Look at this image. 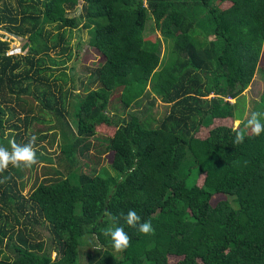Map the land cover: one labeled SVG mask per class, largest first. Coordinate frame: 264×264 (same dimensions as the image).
I'll use <instances>...</instances> for the list:
<instances>
[{
  "label": "trees",
  "instance_id": "1",
  "mask_svg": "<svg viewBox=\"0 0 264 264\" xmlns=\"http://www.w3.org/2000/svg\"><path fill=\"white\" fill-rule=\"evenodd\" d=\"M150 19L164 57L159 39L143 35ZM78 27L102 61L83 93L72 94L44 57L62 63L49 51L68 54L65 29ZM0 28L25 39L7 52L0 38V146L11 150L12 136L18 145L45 137L52 125L34 111L52 112L64 129V171L48 167L53 176L26 197L22 167L0 172V251H11L0 264H264V132L219 122L241 118L228 99L264 57V0H0ZM149 94L167 106L156 122L127 110ZM100 124L111 134L96 136ZM4 127L16 132L3 138ZM237 131L243 143H234ZM91 148L97 161L111 153L109 169L79 161ZM130 210L154 232L128 226ZM27 222L45 225L49 242H29ZM118 226L130 237L123 251L103 234Z\"/></svg>",
  "mask_w": 264,
  "mask_h": 264
},
{
  "label": "rangeland",
  "instance_id": "2",
  "mask_svg": "<svg viewBox=\"0 0 264 264\" xmlns=\"http://www.w3.org/2000/svg\"><path fill=\"white\" fill-rule=\"evenodd\" d=\"M10 4L15 5V0H8ZM221 7L224 6V4H219ZM79 9H74L73 13H78ZM45 28L48 26L45 25ZM144 36H152L154 35L159 39V49L158 53L160 57H164L166 54V43L163 41L160 32L154 27V24L152 23L151 19L146 23L145 30L143 33ZM65 36L68 39L67 41V47L69 49V53L66 54V52L62 54H57L56 52L49 51L50 58H53L55 61H60L63 59V62H59V64H55L48 61V58L44 57L45 65L48 67L53 68V74L58 75V72H63L65 75L64 77H60L56 83L61 86L62 91H71L72 94H80L83 93L85 85L88 83V81L91 79V71L92 69L99 65L102 61V56L92 47L88 46L87 39L88 34L86 30L82 27H78V29H72L68 30L65 29ZM0 38L5 39L8 42L9 49L7 52H11L16 47H19L21 43L24 42V37H19L16 35L7 34L2 28H0ZM54 41V40H52ZM50 44V42H49ZM56 50H58L56 48ZM57 62V63H58ZM263 70H264V57H260L257 66L255 68V72L253 74V77L251 81L248 83V85L240 92L238 98L234 99H228L230 103H233L234 101V111L241 115V118L239 120H231L229 118L225 119L224 121H219L222 123H225L227 125H230L232 128L237 127L240 125V127H245L246 122L251 118L252 113L259 112L256 104L259 102H262V105L264 106V78H263ZM53 90V89H52ZM117 95L115 93L113 96ZM152 94H149V96L142 97V99L139 101L138 105H132L127 110L131 113H134L138 115L139 117L143 116H151L153 117L154 121H158L167 111V106L164 105V103L160 102L157 98L152 101L150 96ZM211 94L207 95L206 97H210ZM154 97V96H153ZM68 98L71 99L70 96ZM115 99H112L114 101ZM39 102L37 99H34L33 105H38ZM115 103L113 102V105ZM149 107V108H148ZM261 110V109H260ZM263 111V108H262ZM107 115L110 116L112 114V110H107ZM37 119L43 117L46 120L47 125H52V128L48 131H42L40 134H45V137L43 139L37 140L35 148L36 157H37V164L33 165L31 168H23V175L21 178H23L24 185L22 189L20 190V193L26 197L27 192L31 188V185L41 180L42 178L46 176H51L52 174L46 172V169L48 167H54V168H61V160H60V149L59 145L61 144V136H60V130L63 129V126L61 127L59 123L62 121V119L55 118V115L44 109V112L38 114V112L34 111L33 113ZM21 115V114H20ZM70 109L66 106L64 102V112L63 116L66 120H70ZM14 121L15 119H11ZM10 120V121H11ZM9 121V122H10ZM70 122V121H69ZM218 122V121H217ZM216 121L213 122V125L217 123ZM40 123L41 122H37ZM240 123V124H239ZM20 124V123H18ZM21 127V125H20ZM70 128V127H69ZM21 129V128H20ZM111 125H105L100 124L96 126L95 128V135L96 136H106L110 135L112 131ZM64 130V129H63ZM2 136L3 138H7L8 132H16L13 128H3ZM26 131V129H25ZM1 132V130H0ZM27 132V131H26ZM205 129L200 128L199 134H204ZM12 133V134H13ZM28 133V132H27ZM52 133L55 134L54 139L51 141ZM30 133H28L29 135ZM23 136H27V134H23ZM24 137H22L23 139ZM9 142L11 143L13 141V136L8 138ZM90 140L92 143H95L96 140H94L92 137H90ZM20 142V140H19ZM98 143V142H97ZM89 157H79L80 162H87L89 166H93L98 168L99 165H102L109 169V163L111 159V153L107 152L105 154H101L99 156V160H95L91 155H94V151L91 148L89 151ZM83 171H86L87 168L83 166L81 168ZM64 171V170H62ZM53 176V175H52ZM16 178V177H15ZM17 179V178H16ZM18 180V179H17ZM221 198L220 195L214 198L219 199ZM24 216H19V220H23ZM29 221L32 220V218H28ZM15 226V225H14ZM17 227V226H16ZM20 228L23 227V225L19 226ZM25 234L27 235V239L29 242H36V241H42L43 243H47L50 240L49 231L46 228L45 225H41L37 222H27L25 226ZM0 259L2 261L10 260L11 259V251L10 248L6 246H2L0 251ZM50 257H54V252H50ZM171 262L175 259L170 258Z\"/></svg>",
  "mask_w": 264,
  "mask_h": 264
},
{
  "label": "clouds",
  "instance_id": "3",
  "mask_svg": "<svg viewBox=\"0 0 264 264\" xmlns=\"http://www.w3.org/2000/svg\"><path fill=\"white\" fill-rule=\"evenodd\" d=\"M262 121H264V113L254 112L252 113L251 118L247 121L245 127L250 128L252 134L259 136L262 132H264V122ZM244 138V131H237L234 143H243ZM36 139L37 138L35 136H32L29 142L25 145H18L13 141L11 142V150L4 146H0V172L7 170L10 164L15 168H31L33 165L37 164L38 161L34 148ZM124 219L130 227L135 228L139 225L138 230L143 234H150L154 232L151 222L145 221L140 223L141 217L137 215L134 210H130ZM103 234L111 237L113 247L117 251H123L130 245V237L124 231L122 226L105 229Z\"/></svg>",
  "mask_w": 264,
  "mask_h": 264
},
{
  "label": "built area",
  "instance_id": "4",
  "mask_svg": "<svg viewBox=\"0 0 264 264\" xmlns=\"http://www.w3.org/2000/svg\"><path fill=\"white\" fill-rule=\"evenodd\" d=\"M8 34V33H7Z\"/></svg>",
  "mask_w": 264,
  "mask_h": 264
}]
</instances>
